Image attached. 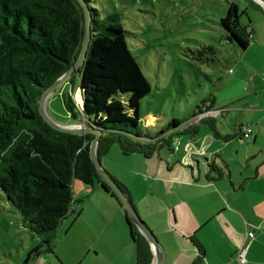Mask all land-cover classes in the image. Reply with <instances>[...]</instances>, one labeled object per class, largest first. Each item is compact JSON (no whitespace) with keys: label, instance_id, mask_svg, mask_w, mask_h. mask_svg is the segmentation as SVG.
Returning a JSON list of instances; mask_svg holds the SVG:
<instances>
[{"label":"trees","instance_id":"16d2710c","mask_svg":"<svg viewBox=\"0 0 264 264\" xmlns=\"http://www.w3.org/2000/svg\"><path fill=\"white\" fill-rule=\"evenodd\" d=\"M85 1L92 16L90 45L77 77L74 72L63 84L70 83L71 92L82 88L84 108L77 106L74 92L61 90L64 109L72 118L81 115L105 132L97 148L99 157L103 139L119 143L124 153L141 151L144 146L136 139L144 133L138 111L141 99L151 92L150 81L127 43L122 24H109L107 33L97 35L96 12L90 0ZM241 14L238 3L231 2L220 24L231 41L246 48L254 39V29L242 23ZM85 21L78 0H0V188L25 225L44 237L33 258L40 249L51 250L57 228L72 210L76 179L92 187L98 182L114 194L92 161L94 135L56 130L39 112L42 93L78 58ZM47 107L50 112L49 103ZM212 108L222 109L219 116L209 117L213 120L228 111L209 99L207 109ZM245 125L249 123L238 127L239 135ZM112 177L131 200L126 187ZM124 211L140 259L142 245L150 243Z\"/></svg>","mask_w":264,"mask_h":264},{"label":"crops","instance_id":"0c3cea01","mask_svg":"<svg viewBox=\"0 0 264 264\" xmlns=\"http://www.w3.org/2000/svg\"><path fill=\"white\" fill-rule=\"evenodd\" d=\"M242 18L254 29V40L236 49L233 65L217 75V85L213 83L209 99L216 107H228L224 115L210 119L213 151L164 148V137L148 129L157 127V116H144L147 133L136 139L144 146L141 151L124 153L119 143L122 151H117L119 147L111 151L117 142H101L102 164L126 187L141 217L167 248L165 264H240L237 254L243 248L245 264H264V151L258 144L257 151H243L237 140L242 123L252 125L253 141L264 129V0H245ZM64 86L62 94L74 92L70 83ZM68 115L66 124L84 121L81 115ZM207 120L193 126L194 138ZM77 181L74 189L84 193L87 189ZM96 185L94 199L101 211L88 218L99 227L89 235L96 246L81 247L75 262L68 255L65 261L153 264L151 245H142L139 259L136 237L121 204L106 187Z\"/></svg>","mask_w":264,"mask_h":264},{"label":"rangeland","instance_id":"374dc122","mask_svg":"<svg viewBox=\"0 0 264 264\" xmlns=\"http://www.w3.org/2000/svg\"><path fill=\"white\" fill-rule=\"evenodd\" d=\"M234 1L243 12L245 0H90V8L96 12L93 27L96 26L97 35L107 33L109 24H122L127 43L151 84V92L141 99L138 111L142 132L146 134L149 129L154 134H161L164 148L171 145L175 151H213L216 141L211 137V120L202 122L195 138V128L188 120L200 107L205 108L214 89L213 83L217 85L220 81L217 75L225 74L226 68L232 66L237 58L236 49L240 46L224 34L220 24ZM245 21L246 18H242V22ZM220 49L228 51L227 54L223 55ZM63 84L53 92L55 94L48 102L52 117L66 124L69 115L60 94L65 87ZM75 90V99L81 106L83 99L79 89L76 87ZM144 116L146 119L157 116V127L147 129L148 126H143L146 122ZM174 119L179 122L175 124ZM260 133L257 141H253V137L243 143L238 140L239 147H245L243 151H257L255 145L258 144L259 151H264V129ZM118 147V143L114 144L111 151ZM117 151L122 150L119 147ZM204 160L207 162L208 158ZM77 182L88 192L77 193L73 186L72 210L57 228L51 250L40 249L35 258L32 253L45 242L44 237L25 225L22 216L0 188V264H69L65 255L75 262L81 247L96 246L89 235L91 230L99 227L88 218L101 211L94 199V186L100 187L101 184L96 182L92 187L82 180ZM110 195L120 202L115 194ZM44 233L42 235L46 236L48 232Z\"/></svg>","mask_w":264,"mask_h":264},{"label":"water","instance_id":"95a60500","mask_svg":"<svg viewBox=\"0 0 264 264\" xmlns=\"http://www.w3.org/2000/svg\"><path fill=\"white\" fill-rule=\"evenodd\" d=\"M79 3L82 5L86 21L84 25V37L82 41L81 51L73 63V65L66 70L63 75H61L49 88H47L41 95L39 100V112L44 118V120L54 129L68 132V133H75V134H88L92 133L94 135L91 146H90V153L93 163L95 164L97 173L99 174L100 178L103 180L105 185L109 187L114 194L119 198L121 204L126 209L127 214L131 221L137 226L140 232L146 237L149 241L153 253L154 259L153 264H165L168 252L165 245L160 241V239L155 235L154 231L149 227V225L145 222V220L141 217L137 209L135 208L132 201L127 197L125 192L119 186V184L113 179L112 175L109 173L107 169L102 164L101 159L98 156L97 148L98 142L103 136V130L99 129L92 124L87 122V119L79 124H62L57 122L52 115L50 114L47 102L49 97L53 94V92L61 86L77 69L84 63L87 51L90 45L91 40V20L92 16L88 7V4L85 0H78ZM81 89V88H80ZM82 91V89H81Z\"/></svg>","mask_w":264,"mask_h":264},{"label":"built area","instance_id":"2783aa9c","mask_svg":"<svg viewBox=\"0 0 264 264\" xmlns=\"http://www.w3.org/2000/svg\"><path fill=\"white\" fill-rule=\"evenodd\" d=\"M75 101H76V99H75ZM76 104L80 108V110L82 111L83 110V102H81V106L77 103V101H76ZM207 104H205V108L204 109L200 108L199 111L193 117H191L188 120V122L191 125L192 124L194 125V124L202 121L203 119H205L207 117H210V116L214 117V116H217V115H219L221 113L222 109H219V108L207 109ZM252 132H253L252 131V127H250L249 125H245L241 129V133L243 134L244 138H249L251 136ZM237 258H238V260H239V262L241 264H245L247 262L246 250L242 249L240 251V253L238 254Z\"/></svg>","mask_w":264,"mask_h":264},{"label":"clouds","instance_id":"9594fccd","mask_svg":"<svg viewBox=\"0 0 264 264\" xmlns=\"http://www.w3.org/2000/svg\"><path fill=\"white\" fill-rule=\"evenodd\" d=\"M79 69V68H78ZM77 69V70H78ZM81 87H77V89H79V91H80V95H81V97H82V99H83V108H84V97H83V91H81V89H80ZM82 92V93H81ZM75 93H76V90H75V92L73 93L74 94V97H75ZM207 102H209V100L207 101ZM201 108V107H200ZM199 108V109H200ZM217 116H219V115H217ZM217 116H214V117H217ZM210 117H212V116H210ZM209 117H207V118H205V119H208ZM86 119L84 118V121H85ZM204 120V119H203ZM201 122V121H200ZM200 122H198V123H200ZM198 123H196V124H198ZM196 124H194V125H196ZM193 125V126H194ZM249 126L250 127H252V125L251 124H249ZM252 134H251V136L250 137H255V133H254V130H253V127H252ZM249 137V138H250ZM245 139H247V138H244V136H243V134L241 133L240 135H239V137H238V139L237 140H240L242 143L245 141ZM243 249H245V248H243ZM246 250V249H245ZM240 253V252H239ZM238 259V258H237ZM239 261V260H238ZM241 264V263H240Z\"/></svg>","mask_w":264,"mask_h":264}]
</instances>
